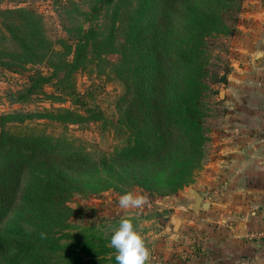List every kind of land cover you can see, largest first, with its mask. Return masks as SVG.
<instances>
[{"label": "trees", "instance_id": "1", "mask_svg": "<svg viewBox=\"0 0 264 264\" xmlns=\"http://www.w3.org/2000/svg\"><path fill=\"white\" fill-rule=\"evenodd\" d=\"M243 2L95 0L87 15L114 6L113 20L107 31L81 28L68 60L60 59L64 53L35 10H0V68L28 74L29 86L14 103L56 80L60 97H75L69 80L90 55H120L114 71L126 86L118 121L125 144L101 157L29 125L97 121L86 104L83 111L0 115V264H118L110 243L120 220L73 226L79 214L73 198L136 186L177 193L188 186L206 157L204 99L211 82H227L228 70L211 69V40L236 34ZM120 21L129 33L118 50Z\"/></svg>", "mask_w": 264, "mask_h": 264}, {"label": "rangeland", "instance_id": "2", "mask_svg": "<svg viewBox=\"0 0 264 264\" xmlns=\"http://www.w3.org/2000/svg\"><path fill=\"white\" fill-rule=\"evenodd\" d=\"M94 5L95 0H0V10L22 7L39 13L43 17L48 37L58 45L59 51L64 53V56L60 55V59L64 60L72 59V54L69 55V53L80 37L81 28L93 27L101 32L107 31L110 26L114 16V6L105 8L99 14L87 15ZM243 9L244 2L242 12ZM242 12L234 36L211 40L213 47L210 60L213 73L223 75L228 70L230 74L235 69L234 56L238 54L234 51V40L241 31L239 25ZM1 33L3 32L0 31V35ZM128 33L127 24L124 21L118 22L116 29L118 50L121 49ZM119 56L117 54L102 57L90 55L87 63L75 74L73 73V77L71 76L69 80L72 91H75V97H60L61 90L56 80L45 86L43 91L28 96L20 104L14 101L29 86L26 78L28 74L14 73L0 68V115L13 110L32 113L59 109L83 111L86 104L87 108L99 115L97 121L88 119L79 124H64L40 119L32 121L29 125L46 131L56 138H65L93 156L109 155L125 144L123 139L125 129L118 121L121 102L125 103L126 86L114 71V64L117 63ZM258 60L264 61V58H258ZM262 85L264 90V80ZM228 86V78L226 83L211 82V92L204 99L209 138L205 148L206 157L202 167L190 178L188 186L177 193H168L165 190L148 192L137 186L132 187L128 192L146 196L147 203L140 208L130 209L119 206V197L124 193L114 189L98 194H77L73 198L72 206L79 211V214L72 219L71 224L83 227L128 218L149 250L146 264H192L195 249H203L209 241L205 239L204 233L214 229L211 223H217L218 219L210 222L212 219L209 213H212V210L205 213L192 211L188 205V198L184 194L185 191L193 187L200 191L205 199L214 203L229 202L234 195L238 200L235 204L237 207L230 203L226 209L228 215L235 213L239 215L240 211L237 208L247 206L250 200L254 199L255 192L246 191L244 180L239 190L228 195L223 188L224 183L220 184L225 179L220 178L214 185L210 174L211 164L222 161L224 157L219 153L221 149L219 151L217 149L218 146H224L222 141L228 134L227 122L232 119L228 113L230 103L226 99ZM261 102L264 103V100L262 99ZM231 132L238 136V130L233 129ZM218 141H220L219 144ZM218 157H220L219 160ZM223 163L225 162L220 165ZM228 179L227 177L226 180ZM235 209L238 211H234ZM230 211H232L231 214ZM177 219L182 222H177ZM175 225H177L176 228H174Z\"/></svg>", "mask_w": 264, "mask_h": 264}, {"label": "crops", "instance_id": "3", "mask_svg": "<svg viewBox=\"0 0 264 264\" xmlns=\"http://www.w3.org/2000/svg\"><path fill=\"white\" fill-rule=\"evenodd\" d=\"M239 28L234 40L238 54L234 56L235 69L227 75L226 99L232 119L227 122L224 146L217 149L224 155L219 162L225 163L213 162L210 174L214 185L220 178L225 179L220 184L224 183L228 195L239 190L244 180L246 191L255 192L254 199L237 208L239 215H232V211L228 215L226 211L230 203L237 207L234 195L229 202H211L210 222L218 221L211 223L214 229L203 232L209 241L203 249H195L192 264H264V239H250L251 234L264 232V61L258 60V47L264 41V0H244ZM233 129L239 131L238 136L233 135Z\"/></svg>", "mask_w": 264, "mask_h": 264}, {"label": "clouds", "instance_id": "4", "mask_svg": "<svg viewBox=\"0 0 264 264\" xmlns=\"http://www.w3.org/2000/svg\"><path fill=\"white\" fill-rule=\"evenodd\" d=\"M146 203V196L133 192H126L119 197V206L123 209L140 208ZM110 246L116 249L118 264H146L148 261L149 250L128 218H122L114 229Z\"/></svg>", "mask_w": 264, "mask_h": 264}, {"label": "water", "instance_id": "5", "mask_svg": "<svg viewBox=\"0 0 264 264\" xmlns=\"http://www.w3.org/2000/svg\"><path fill=\"white\" fill-rule=\"evenodd\" d=\"M258 50L260 52V58H264V41L260 43ZM185 196L188 198V205L192 211H202L207 212L211 208V201L205 199L200 191L193 187H189L185 191ZM177 222L181 223L180 219H177ZM175 225L174 228H176Z\"/></svg>", "mask_w": 264, "mask_h": 264}, {"label": "built area", "instance_id": "6", "mask_svg": "<svg viewBox=\"0 0 264 264\" xmlns=\"http://www.w3.org/2000/svg\"><path fill=\"white\" fill-rule=\"evenodd\" d=\"M250 239H264V232L251 234Z\"/></svg>", "mask_w": 264, "mask_h": 264}]
</instances>
